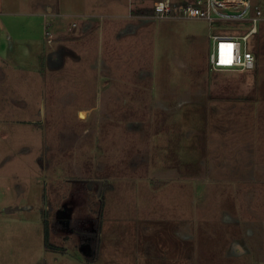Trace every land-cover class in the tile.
Returning <instances> with one entry per match:
<instances>
[{"label":"rangeland","instance_id":"374dc122","mask_svg":"<svg viewBox=\"0 0 264 264\" xmlns=\"http://www.w3.org/2000/svg\"><path fill=\"white\" fill-rule=\"evenodd\" d=\"M47 1L74 12L63 46L41 21L42 56L0 41L17 65L0 80V264H264V27L254 69L213 70L231 22Z\"/></svg>","mask_w":264,"mask_h":264},{"label":"built area","instance_id":"2783aa9c","mask_svg":"<svg viewBox=\"0 0 264 264\" xmlns=\"http://www.w3.org/2000/svg\"><path fill=\"white\" fill-rule=\"evenodd\" d=\"M151 13L155 19H200L209 24L231 22L234 31L213 33L214 50L211 54L213 70L243 72L256 66V57L248 48L249 40L256 36L264 25V8L254 0H154ZM52 41L49 30L45 31ZM232 56L230 64L221 65L225 53Z\"/></svg>","mask_w":264,"mask_h":264},{"label":"crops","instance_id":"0c3cea01","mask_svg":"<svg viewBox=\"0 0 264 264\" xmlns=\"http://www.w3.org/2000/svg\"><path fill=\"white\" fill-rule=\"evenodd\" d=\"M123 2L125 6H128V8L130 7V0H126V1L123 0ZM260 3L257 4L261 5L264 8V5ZM151 4L152 1H146L144 2L143 6L140 4L137 9L138 10L143 8L151 9L150 8ZM53 8H54L53 4L48 3L47 0L46 1L26 0L24 5H21L19 3V0H0V24H1L0 26L4 27L5 31L7 32L5 38H0L1 43L5 44L4 51L10 49L13 55H17L19 53L18 52L19 49L17 50L19 45L36 44L31 52H36L37 55L42 56V46H40L38 51H36V46L39 47L40 39L38 36L33 37L31 33L32 30L35 29L34 27L37 26L38 21H41L42 24L46 26L45 31L47 30L51 31V29H53L52 32L55 34L54 44L53 41H50L47 38V36H45L47 42L53 45L52 48L55 49L56 46H63V44L67 42V40L65 41V39L68 38L69 36L67 32H70L69 31L70 27L67 28L65 27L66 19L70 18L71 15H74V12L64 11V10L54 11ZM150 13L151 12L147 14L137 13L136 15L141 18L142 16L149 15ZM131 15L136 16L133 15L132 13ZM126 16L127 17L130 16V13L127 14ZM74 25L75 23L72 24V26ZM45 31H44V35H45ZM227 32H229V30H227ZM33 56H35V54H33ZM55 56H56V51L53 54H51L50 61L55 60L56 59ZM38 59L40 60L41 58ZM45 62L47 61L44 60V63ZM14 66L17 68V65L14 64V61L12 57H10V55H7L5 57V54L3 55L1 54L0 80L4 81L13 78L15 76L14 73L15 69H12ZM39 67L37 71L40 72L41 70H39Z\"/></svg>","mask_w":264,"mask_h":264},{"label":"trees","instance_id":"16d2710c","mask_svg":"<svg viewBox=\"0 0 264 264\" xmlns=\"http://www.w3.org/2000/svg\"><path fill=\"white\" fill-rule=\"evenodd\" d=\"M149 12H151V9H148V8H143V9H139V10H137V13L138 14H147V13H149ZM262 27H264V25L262 26ZM262 27H261V29H262ZM261 31V30H260ZM47 214V213H46ZM45 214V215H46ZM45 224H46V236H45V238H46V244L47 245H49V229H48V222L47 221H45ZM96 225H97V231H96V234H95V237H94V239H93V247H94V249L96 250V249H98V244H99V240H98V234H99V232L102 230V225H101V222H100V220H97V223H96ZM81 232V231H80ZM82 233V232H81Z\"/></svg>","mask_w":264,"mask_h":264},{"label":"bare ground","instance_id":"6f19581e","mask_svg":"<svg viewBox=\"0 0 264 264\" xmlns=\"http://www.w3.org/2000/svg\"><path fill=\"white\" fill-rule=\"evenodd\" d=\"M224 56H225V57L227 56V58H226V59H222V60H221L222 63H220V64H221V65L230 64V63H228V62H231V60H232V56H231V54L227 52V53L224 54Z\"/></svg>","mask_w":264,"mask_h":264}]
</instances>
